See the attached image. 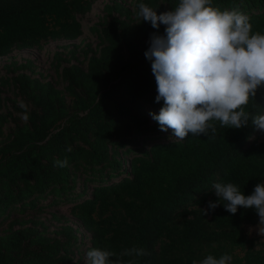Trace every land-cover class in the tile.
<instances>
[{"label": "trees", "instance_id": "trees-1", "mask_svg": "<svg viewBox=\"0 0 264 264\" xmlns=\"http://www.w3.org/2000/svg\"><path fill=\"white\" fill-rule=\"evenodd\" d=\"M179 2L135 0L133 10L106 5L91 28L96 49L69 44L67 53L55 55L64 90L36 77L31 61L7 66L13 76L0 81V264H86L90 248L119 254L133 246L150 253L136 264H192L223 254L231 264H264V249L246 233L259 223L254 208L233 215L221 200L209 215L202 211L219 199L214 183L236 184L245 196L264 183V131L251 120L241 129L212 121L214 137L189 133L179 140L149 115L163 107L144 55L157 29L135 12L140 3L160 14ZM93 5L0 0V59L78 40L79 16ZM212 6L238 9L249 16L253 34H264V0H212ZM6 90L16 99L4 97ZM245 111L264 115V84ZM65 158L67 167L55 166Z\"/></svg>", "mask_w": 264, "mask_h": 264}, {"label": "clouds", "instance_id": "clouds-1", "mask_svg": "<svg viewBox=\"0 0 264 264\" xmlns=\"http://www.w3.org/2000/svg\"><path fill=\"white\" fill-rule=\"evenodd\" d=\"M135 17L157 29L150 35L144 55L152 62L156 79L155 102L163 101L159 114L149 113L161 131L171 129L179 140L189 133L208 137L211 133L214 137L217 128L212 121H219L223 128L241 129L250 120L257 130L264 131V115L252 116L245 111L264 84V34L252 33L249 16L238 9L222 11L212 6V0H180L174 10L160 14L140 3ZM161 25L166 26L164 34L159 33ZM28 118L25 111L22 119ZM55 166L67 167V158L57 160ZM212 187L219 199L209 201L208 208L202 209L205 216L209 210L215 211L221 200L233 215L241 207L254 208L259 216V233L264 232V183L257 184L249 196L233 183H214ZM149 254L137 246L119 254L107 248H90L86 264H136V258ZM231 261L229 254L218 259L208 255L192 264Z\"/></svg>", "mask_w": 264, "mask_h": 264}, {"label": "rangeland", "instance_id": "rangeland-1", "mask_svg": "<svg viewBox=\"0 0 264 264\" xmlns=\"http://www.w3.org/2000/svg\"><path fill=\"white\" fill-rule=\"evenodd\" d=\"M113 2H117L119 4H124L127 8L133 10V5L135 0H94V5L92 11L86 16H79V19L83 26V35L76 41L73 42H50L47 44L43 50H24V51H15L7 57L0 59V81L1 78L12 77L13 74H7V66L11 63H20L24 64L26 61H31L34 63L36 69V77L42 79L45 82L51 81L57 85V88L60 90H64V83L57 75V72L54 68V60L57 52L67 53L63 47L69 44L81 45L84 47L85 45L91 44L94 49L97 48L98 39L97 36L91 32V28L94 25L100 23L104 16V8L108 4H112ZM83 59L81 58L80 61ZM72 63H76L75 61ZM67 63H64L63 66H66ZM86 65V64H85ZM4 97H10L11 99H16L11 90H6V94ZM70 101L71 99L68 98ZM20 101V98L18 99ZM23 120V119H22ZM13 124H8L5 129V136L7 137L11 132ZM60 212L67 215L69 214V209L59 208ZM43 218L48 217V213L44 212L42 214ZM72 221L71 217H69ZM258 225L255 226H247L246 233L250 239H253L256 243V249H264V232L259 233Z\"/></svg>", "mask_w": 264, "mask_h": 264}]
</instances>
